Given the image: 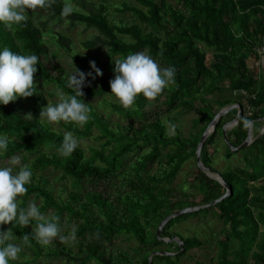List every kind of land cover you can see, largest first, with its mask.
Returning <instances> with one entry per match:
<instances>
[{
  "label": "trees",
  "instance_id": "obj_1",
  "mask_svg": "<svg viewBox=\"0 0 264 264\" xmlns=\"http://www.w3.org/2000/svg\"><path fill=\"white\" fill-rule=\"evenodd\" d=\"M113 1L52 0L50 7L29 9L28 19L22 25L7 28L0 24V47L7 46L14 52H34L40 57L38 71L34 74L38 90L26 97L30 102L29 112L21 110L19 99L0 104V134L10 138L7 152L0 155V164H6L12 155H20L21 163L29 164L33 170L31 183L26 185L28 191L18 197L19 207L27 208L30 202H35L46 215L60 216L61 234L62 227L70 226L65 235L76 229L75 240L71 242L75 244L74 250L68 240L61 241L58 237L48 245L39 243L35 238V220L26 226L18 222L0 224V230L10 229L12 242L19 241L22 247L18 258L10 264H48L55 260L61 261L60 264H90V261L95 264H150L149 256L155 251H179L180 246L175 241L159 240L157 227L168 214L210 203L225 192L223 185L198 167L195 152L210 121L222 108L234 102L242 107V116L237 125L227 131L229 142L238 146L244 141L248 132L245 120L254 121L253 137L256 138L246 148L236 152L230 150L226 155L232 161L242 153L243 163L229 166L221 173L231 193L214 206L220 210L217 215L227 228L217 237V256L209 264H264V132L257 137L258 127L264 123L259 121L264 117V71L260 69L257 79H253L251 70L236 57L239 51L246 49L256 54L262 46L264 0H176L183 3L182 9L169 0H130L134 3L129 5L122 1L120 6ZM65 3L73 7L67 16L62 15ZM127 13L134 23L124 20L123 15ZM50 23L61 28H52ZM79 26L83 28L81 34L86 35L78 41L80 47L88 51L106 49V59L76 53L70 32ZM50 43L55 44L56 51H50ZM201 44L214 53L212 67L205 63L206 52ZM143 48L161 62L162 67L175 66L174 82L164 88L163 99L158 95L155 98L162 100L168 110L178 107L185 111L199 110L200 116L193 121L204 124L195 133L183 137L166 134L160 118L137 125L134 120L124 124L112 119L113 112L134 119L145 115L146 97L142 93L130 107H125L111 93L109 83L115 76L114 61ZM61 49L72 53L74 70L76 67L85 73L92 72L82 87V98L90 103V119L83 127L75 122L60 121L55 128L40 117L43 106L56 102L57 88L67 93L75 91L68 86L70 73L66 66L53 62L50 57ZM93 60L108 74L102 71V75H96L89 63ZM231 60H237L238 65L232 66ZM221 71L230 76L231 89L243 90L246 95L236 100H218L215 109L206 95L217 89L215 74ZM49 85H54L53 89L48 90ZM197 93L201 97L195 108ZM108 97L112 99L108 103L112 111L108 114L110 118L97 109L98 105L104 106L109 101ZM237 111L231 109L221 119L220 126L206 138L201 150V161L206 167L213 169L206 148L215 142L217 133L221 135V125L233 119ZM68 131L80 140V144L65 157L58 148ZM85 139L92 142L84 146L81 141ZM223 143L227 145L225 140ZM166 146L174 149L173 152L160 150ZM143 147L147 149L138 151ZM132 153H136V159L127 160ZM160 156L167 157L169 165L161 178L151 175L148 167ZM190 159L196 162V179L203 197L199 203L187 201V193L182 191L181 198L172 201L169 199L175 192L172 182L181 166ZM49 174H58L57 179L63 184L61 189L49 182ZM87 178L113 180L119 204L113 203L105 192L96 190L86 191L81 196ZM66 181L70 186L67 187ZM119 188L129 190L121 193ZM92 205L97 207L104 221L88 215ZM209 210L204 208L170 219L160 237L180 238L184 250L175 255L154 254L152 264H180L186 251L198 247L201 240L196 236L183 238L168 229L180 219L206 214ZM73 219L81 221L72 226ZM26 233L30 234L29 243L22 239ZM120 235L134 239L136 245L120 247L114 256L112 253L106 256L103 241L109 242ZM92 236L98 239H88Z\"/></svg>",
  "mask_w": 264,
  "mask_h": 264
},
{
  "label": "clouds",
  "instance_id": "obj_2",
  "mask_svg": "<svg viewBox=\"0 0 264 264\" xmlns=\"http://www.w3.org/2000/svg\"><path fill=\"white\" fill-rule=\"evenodd\" d=\"M51 3L52 0H0V24L7 28L22 25L28 19L29 9L50 7ZM72 11V5L65 3L62 15L67 16ZM39 60L34 52H14L7 46L0 47V104L6 105L18 97H30L37 92L34 74L38 71ZM89 63L96 75L103 74L94 60ZM114 65L115 76L109 82L111 93L125 107L132 105L141 93L146 98L156 97L175 80V66H160L146 51L116 59ZM91 75L92 72L85 73L75 67L68 76V86L75 89L74 93L57 88L58 99L43 106L40 117L49 122L71 121L83 127L90 119V103L83 100L82 87L86 77ZM244 123L248 126L252 121L245 120ZM9 143L10 138L0 134V155L7 152ZM79 144L80 140L71 131L65 132L58 152L70 156ZM32 176V168L21 163L20 155H12L6 164H0V224L18 222L26 226L35 220V238L42 245L50 244L57 237L61 241L75 239V228L70 236L61 234L59 215H46L35 202H30L27 208L19 207L18 197L28 191L26 185L31 183ZM29 236L28 233L22 236L25 243L30 242ZM12 240L10 229L0 230V264H10L22 251L21 245Z\"/></svg>",
  "mask_w": 264,
  "mask_h": 264
},
{
  "label": "rangeland",
  "instance_id": "obj_3",
  "mask_svg": "<svg viewBox=\"0 0 264 264\" xmlns=\"http://www.w3.org/2000/svg\"><path fill=\"white\" fill-rule=\"evenodd\" d=\"M122 1H127L129 5L133 4V1L130 0H114L113 2L117 5L120 6ZM160 1V0H158ZM170 3H172L176 8L182 9L183 3L182 2H177L176 0H169ZM124 20L132 24L135 22L133 17L129 15V13L123 15ZM50 27L52 28H61V27H56L55 23H50ZM64 29V28H62ZM82 27H76L73 32L69 31L70 34L73 36L75 45H74V50L76 53L78 52L81 55L87 54L90 58H96L99 60L106 59L107 52L106 49H98L97 51H88L84 50L82 47H80L78 41L81 39H84L86 35L81 34L82 33ZM86 32H84L85 34ZM263 46H264V40L262 43V46L260 49L256 50V54L252 50H242L239 51L236 54V57L240 60L242 59L245 63V66L251 70L252 78L257 79L258 73L260 72V69L264 71V52H263ZM201 48L206 52L205 56V63L207 66L212 67L213 60H214V53L212 50H209V48H206L204 44H201ZM22 49V48H20ZM50 51H56V46L55 44L50 43ZM141 51H146L148 54V50L146 48H143ZM246 51V52H245ZM71 52H66V50H58L57 54L50 55L51 59L55 63H59L61 65L66 66L67 71L69 73L73 72L74 69L72 68L74 65V61L71 58ZM98 57V58H97ZM154 58V57H153ZM115 59V58H114ZM155 59V58H154ZM156 60V59H155ZM232 61V60H231ZM232 66L238 65L237 60H233ZM159 62V61H158ZM161 66V62H159ZM48 66L51 67V64L48 63ZM101 70L105 73L108 74L107 71L103 70L102 67H100ZM83 71V70H82ZM215 82L217 84V89L213 91L212 93L206 95V99L210 102H212L213 106L215 109L218 108L216 105V101L218 100H224L225 98H231L236 100L237 98L241 99V96L243 95L239 90H233L231 89V78L230 76H227V74H223V71L215 74ZM54 85H49V87H46L48 90L53 89ZM47 90H45L46 93ZM166 93V92H165ZM163 94L164 90L158 94L160 99H163ZM47 95V93H46ZM48 98H50L49 95H47ZM200 95L197 93L195 95V101L194 105L195 108L198 107V104L200 102ZM17 99L21 100L22 105H21V110L24 112H29L30 108V102L26 100V97H18ZM53 97L51 98V100ZM58 99V98H57ZM55 99V100H57ZM109 101L107 103H104L105 105H98L97 107L98 110H100L102 113L106 114V117L110 118V108L108 106V103L110 102V99L108 97ZM162 100H157L155 97L154 98H146V104L144 106V116H141L138 119H134L132 117H126L123 116L121 113L113 112L112 114V119L115 120H120L122 123H127L130 120H134L135 124H144L153 121L156 118H160V120L164 123L165 125V133L170 134V135H180L181 137L183 136H189L192 133H195L198 129L199 126H202L204 122L201 123H194L193 120L197 119L200 116V111L197 109H193L190 111H185L183 108H173L171 110H168L167 106H165L163 103H161ZM234 102V101H233ZM234 104H239L235 103ZM130 107V106H128ZM242 108V107H240ZM102 109H105L103 111ZM234 109V108H232ZM237 109V108H236ZM231 110V109H230ZM242 111V109H241ZM109 114V115H108ZM115 114V115H114ZM247 114H249V111L247 109ZM225 115H222L220 118V121L217 124V127L220 126L221 119ZM227 117V116H226ZM44 118V117H43ZM46 119V118H45ZM231 120V119H230ZM228 120V121H230ZM227 121V120H226ZM227 121V122H228ZM259 121H264L263 117L259 119ZM51 126L58 128V122H49ZM260 125L259 132L260 130L263 131V126ZM195 127V128H193ZM197 127V128H196ZM215 128V129H216ZM214 129V130H215ZM220 129V128H219ZM221 129H223V125H221ZM214 130L211 132V134L214 132ZM261 131V132H262ZM260 132V133H261ZM259 133H257L258 135ZM253 138V137H252ZM254 139V138H253ZM223 133L221 131V135L217 133L215 136V142L209 145L206 148V152L209 158L210 163L213 165L214 171H212V174L215 173H222L227 170L229 166L235 167L238 163L242 164V159H243V154L240 153L237 156L233 157V160L227 158V154L230 153V147L228 145H225L223 143ZM92 141L89 139L82 140L81 143L86 146L88 143L90 144ZM95 143V142H93ZM143 149H147V147H143L142 149H138V151H143ZM162 152H173L174 149H172L170 146L162 147L160 148ZM144 154V153H143ZM128 157V156H126ZM136 159V153L129 154V157L127 160H135ZM167 157L160 156L157 158V160H154L152 164H150L149 167V173L151 175H156L158 177H162L168 170H169V165L166 162ZM196 162L193 159H190L189 161H186V163L181 166V171L175 176L174 181L172 182V187H174L175 192L169 196V199L174 201L178 200L181 198V193L182 191H185L187 193V201H194L196 203H199L203 197V193L200 192L199 188V183L196 179V173H195V166ZM49 172V171H48ZM208 176V175H207ZM59 176L58 174H49L48 175V180L50 183H53L55 187H58L59 189L62 188V183L57 179ZM209 177V176H208ZM217 182V181H216ZM114 181H98V180H91L87 178L84 180L83 185H82V192L81 196H83V193L86 191H99V192H105L107 194V197L116 205H118V197L119 193L117 192V189L113 187ZM117 183V182H116ZM67 187L70 186L69 181H66ZM171 187V186H170ZM121 193L127 192L129 189L128 188H119ZM69 190V188H68ZM192 207V206H188ZM206 208L210 209L206 214L200 213L195 216L188 217L186 219H180L179 221L175 222L169 227V232L174 233L178 232L183 238L187 237H194L196 236L201 240V244L198 247L190 248L188 251L185 252L184 256L181 257L180 259V264H209L211 260H215L218 252V247L216 245V240L217 237L222 235V232L227 228V225L224 223L222 218L218 217V213H220V210L218 207H215L214 205H208ZM88 215L90 217H93L95 220H100L104 221L105 219L101 217L99 210L97 209L96 206H91L90 213L88 212ZM169 215V214H168ZM215 215V216H214ZM217 215V216H216ZM72 226L76 225V222L79 223L81 220L80 219H73L72 220ZM70 227V226H69ZM65 228L62 227L63 234L65 235L67 231H69L70 228ZM262 229V228H261ZM68 233V232H67ZM67 236H70L67 234ZM88 239L96 241L98 238L95 236L89 237ZM75 239H71L70 241L68 239V244L76 250L74 247L75 244H72ZM136 241L134 239L128 240L126 239L125 236H117L111 239V241H103L104 244V249H105V255L113 254V256L116 253V250L118 248H127V247H132L135 246ZM16 243H19L17 241ZM170 243V242H168ZM177 243V242H176ZM184 243V242H183ZM20 244V243H19ZM178 244V243H177ZM174 252V251H172ZM61 261L55 260L50 261L48 264H60ZM90 264H95L94 261H90Z\"/></svg>",
  "mask_w": 264,
  "mask_h": 264
},
{
  "label": "water",
  "instance_id": "obj_4",
  "mask_svg": "<svg viewBox=\"0 0 264 264\" xmlns=\"http://www.w3.org/2000/svg\"><path fill=\"white\" fill-rule=\"evenodd\" d=\"M263 52H264V46H263ZM234 107H236L238 109V113H237L236 117L233 120L228 121L226 124H224L223 129H222V133H223V137H224L225 142L227 143V145L230 147V149L232 151H236V150H240L242 148L249 146L253 142V140L255 139V138L254 139L252 138L253 137V135H252V123L253 122H252L251 125L248 126V132H247L246 138L244 139V141L239 146H233L228 140L227 129L231 128L235 124H237L238 121L240 120L241 116H242V112H241V108H240L239 104H232L228 107H224L214 116V118L210 121V123L205 128V130L202 133L201 138L198 142L196 152H195L196 161H197L198 167H200L206 173V175H208L210 178H213L214 180L218 181L219 183H221L225 187V192L220 197H218L217 199L213 200L210 203H207L204 205H199V206L185 207V208L179 209V210L169 214L168 216H166L160 222V224L157 227V236H158L159 240H161L163 242H171V241L177 242L178 245L180 246V250L177 252L155 251L149 256V263L150 264H152L151 258L154 254L175 255V254H180L184 250L183 241L180 238H178L176 236H173L171 238L160 237V232L162 231L163 227L166 225V223L170 219H172L176 216L182 215L184 213H191L194 211L202 210V209L206 208L208 205L210 206V205L217 204L218 202L223 200L225 197H227L231 193V190H230L229 186L226 184V182L224 181L222 175L220 173L212 174V171H214V170L209 168V167H206L202 163V161H201V150H202V147H203V144H204L206 138L216 128L218 122L220 121L221 116L224 115L225 113H227L230 109H232ZM263 120H264V117H263ZM263 132H264V127H263Z\"/></svg>",
  "mask_w": 264,
  "mask_h": 264
},
{
  "label": "crops",
  "instance_id": "obj_5",
  "mask_svg": "<svg viewBox=\"0 0 264 264\" xmlns=\"http://www.w3.org/2000/svg\"><path fill=\"white\" fill-rule=\"evenodd\" d=\"M240 107H241V106H240ZM234 108H236V107H234ZM241 109H242V108H241ZM229 111H230V110H229ZM229 111H228V112H229ZM228 112H227V113H228ZM241 112H242V111H241ZM227 113H225L224 115H226ZM237 113H238V111H237ZM237 113H236V115H237ZM235 117H236V116H235ZM235 117H234V118H235ZM234 118H233V119H234ZM233 119H231V120H233ZM231 120H230V121H231ZM227 121H228V120H227ZM227 121H225L224 124H226ZM238 122H239V121H238ZM252 122H253V123H252V135H253V134H254V121H252ZM224 124H223V126H224ZM235 125H237V124H235ZM235 125H234V126H235ZM234 126H233V127H234ZM248 126H249V125H248ZM263 126H264V125H263ZM233 127H231V128H233ZM231 128H228L227 131H228L229 129H231ZM262 129H263V128H262ZM261 131H262V130H260V132H261ZM260 132H259V134L257 135V137L260 136V135L263 133V131H262L261 133H260ZM253 136H254V135H253ZM227 137H228V136H227ZM223 138H224V137H223ZM253 138H256V137H253ZM228 140H229V139H228ZM226 144H227V143H226ZM238 146H239V145H238ZM245 148H246V147H245ZM240 150H241V149H240ZM231 151H232V150H231ZM236 151H239V150H236ZM236 151H235V152H236ZM212 179H213V178H212ZM217 182H218V181H217ZM220 184H221V183H220ZM221 185H222V184H221ZM223 187H224V186H223Z\"/></svg>",
  "mask_w": 264,
  "mask_h": 264
},
{
  "label": "built area",
  "instance_id": "obj_6",
  "mask_svg": "<svg viewBox=\"0 0 264 264\" xmlns=\"http://www.w3.org/2000/svg\"><path fill=\"white\" fill-rule=\"evenodd\" d=\"M239 92H241L243 95H246V92L243 90H239Z\"/></svg>",
  "mask_w": 264,
  "mask_h": 264
}]
</instances>
